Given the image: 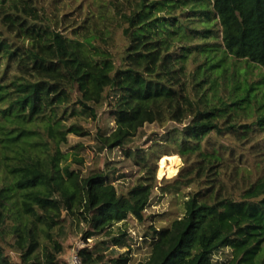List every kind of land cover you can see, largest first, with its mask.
<instances>
[{
  "label": "trees",
  "instance_id": "1",
  "mask_svg": "<svg viewBox=\"0 0 264 264\" xmlns=\"http://www.w3.org/2000/svg\"><path fill=\"white\" fill-rule=\"evenodd\" d=\"M85 14L0 0V264H59L52 232L66 218L89 228L84 245L128 218L145 223L162 161L174 173L183 161L160 181L190 188L183 215L147 228L142 261L86 246L81 264H264V77L222 83L238 62L264 69V0H136ZM102 108L114 127L96 128L98 149L121 150L140 172L124 194L101 169L62 165L67 136L90 135L76 118L96 123ZM146 125L167 127L157 150L130 146ZM115 234L123 248L126 233Z\"/></svg>",
  "mask_w": 264,
  "mask_h": 264
},
{
  "label": "rangeland",
  "instance_id": "2",
  "mask_svg": "<svg viewBox=\"0 0 264 264\" xmlns=\"http://www.w3.org/2000/svg\"><path fill=\"white\" fill-rule=\"evenodd\" d=\"M135 1L136 0H43V4L48 5L53 10L57 8L64 13H72L74 9H78L86 13L85 15L93 14L94 16H98L105 12L108 14L111 13L113 5L122 3L128 6ZM115 35V47H117L116 50H119L124 40L119 32ZM217 43L220 44L219 41H217ZM194 66L195 65L192 63L189 69L192 70ZM239 72H241L240 75ZM261 77H264L263 68L247 65L244 62H238L235 78L233 79L231 75H228L226 80L222 83L228 87L230 84L229 80H233V85L235 81L243 83L244 79H247L249 82H259ZM96 117V123H94L91 118H76L80 126L85 128V130H89L90 135L85 138H79L74 135L67 136V144L63 145L61 149L67 155L68 161L62 163V165H68L70 169L81 172L82 174L88 173L90 169L93 168L101 169L112 178L113 185L117 192L119 194H124L140 175L139 169L134 166L133 162L127 159L119 149H114L111 152L106 150L100 151L98 149V146L93 140L96 128L99 127L101 131L108 133L114 127V123L104 108L97 110ZM166 128L158 127L157 125H146L141 130L140 136L133 140L130 146L139 150H149L150 148L151 150H157L154 144L159 137L162 138L164 136ZM163 152L164 151H161V153L157 155V164ZM74 158L80 159L82 164L79 165L74 163ZM165 163V161L161 162L163 168L161 175L166 174V176L159 178L157 169L156 189L158 190L154 191L150 207L145 211V223L140 224L133 218H128L124 223H118L111 227V231L113 232L111 235H105L103 233L101 235H94L88 240V245H84L82 236L84 232L89 231V228L84 222H80L79 224L75 222V224L71 223V218H66L62 227L52 232L54 241H56L61 248V253L56 254L59 264H68L70 255L86 246L89 250L95 252L108 255L111 254V257H116L118 254L129 250L132 263L144 260L148 255L149 244L147 241L145 242L144 239L143 241L141 239L147 233V228L151 225L156 229L167 227L173 219L181 217L184 212L183 202L190 191L189 187H184L182 184H163L160 182L162 180L172 179L183 166L182 161V165L176 170V173H174L172 169L163 167ZM175 187L178 189L175 190ZM118 229L124 231L127 235L126 243L123 248L114 246L111 242L112 237L116 235L115 233ZM90 232L92 231L90 230ZM6 241L9 243L12 242L10 238H7ZM102 242H106V245L102 244ZM50 251L55 253L52 248ZM8 254L15 260L16 256L10 253ZM225 254H227V252H222L215 256V262L223 260Z\"/></svg>",
  "mask_w": 264,
  "mask_h": 264
},
{
  "label": "built area",
  "instance_id": "3",
  "mask_svg": "<svg viewBox=\"0 0 264 264\" xmlns=\"http://www.w3.org/2000/svg\"><path fill=\"white\" fill-rule=\"evenodd\" d=\"M68 264H81L76 252L70 255Z\"/></svg>",
  "mask_w": 264,
  "mask_h": 264
}]
</instances>
